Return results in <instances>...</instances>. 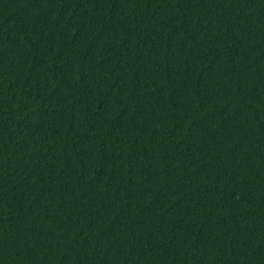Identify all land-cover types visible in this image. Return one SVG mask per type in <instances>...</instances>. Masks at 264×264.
Instances as JSON below:
<instances>
[{"label": "trees", "instance_id": "obj_1", "mask_svg": "<svg viewBox=\"0 0 264 264\" xmlns=\"http://www.w3.org/2000/svg\"><path fill=\"white\" fill-rule=\"evenodd\" d=\"M0 264H264V0H0Z\"/></svg>", "mask_w": 264, "mask_h": 264}]
</instances>
